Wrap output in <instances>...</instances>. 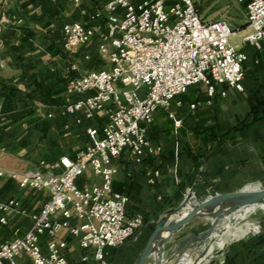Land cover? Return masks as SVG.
<instances>
[{"label":"crops","instance_id":"1","mask_svg":"<svg viewBox=\"0 0 264 264\" xmlns=\"http://www.w3.org/2000/svg\"><path fill=\"white\" fill-rule=\"evenodd\" d=\"M110 1L0 0V19L4 15L8 18L0 23V166L8 172L23 175L41 162H58L64 156L77 159L89 143L87 129L101 130L104 126V113L79 124L66 111L68 104L80 98L68 92L71 66L88 74L111 64L100 55L98 42L68 52L64 26L73 21L93 24L92 18ZM244 8L246 26L235 30L234 37L243 31L236 45L248 55L245 91L216 86L214 96H210L203 84L191 87L172 101L170 109L156 112L145 133L147 146L141 163L129 150L114 161L118 173L113 190L128 197V217L142 216L145 224L134 240L103 251L106 264H134L154 231L152 223L179 206L191 190L202 199L247 186L264 189V48L258 51L244 43L251 33ZM224 90L226 96L222 95ZM171 113L182 120L180 128H176ZM77 183L84 189L100 184L101 178L89 170ZM10 200H17L29 214H37L49 194L22 188L7 176L0 179V202ZM261 210L253 217L255 212L244 215L246 223L233 229L243 232L248 224L257 228L253 226L239 238L223 237L203 264H264ZM7 218V224L0 222V244L23 237L32 227L31 219L15 212ZM210 226L208 220L195 219L183 232L189 236ZM58 242L70 263L100 264L95 250L84 252L68 230H61ZM47 243L44 238L45 251ZM168 245L174 249L177 243ZM83 256H88L87 262L82 261ZM18 262L31 264L26 255Z\"/></svg>","mask_w":264,"mask_h":264},{"label":"built area","instance_id":"2","mask_svg":"<svg viewBox=\"0 0 264 264\" xmlns=\"http://www.w3.org/2000/svg\"><path fill=\"white\" fill-rule=\"evenodd\" d=\"M238 2L246 6L251 29L244 43L260 51L264 48V0ZM92 19L93 24L73 21L64 26L65 49L73 52L98 42L100 55L111 66L81 74L72 65L68 92L80 98L68 104L66 111L79 124L99 113L107 120L101 130L87 129L89 143L77 159L64 156L58 162H41L23 175L0 166V179L9 176L22 188L49 194L37 214L23 210L17 200L0 202L2 224H7L11 212L32 220L23 237L0 244V264H19L21 255L28 256L31 264H72L59 248L63 229L84 252L95 250L96 260L106 264L103 251L134 240L145 224L142 216L128 217V197L113 190L118 173L114 161L129 150L141 163L145 133L156 112L170 109L172 101L191 87L203 84L210 96L216 86L245 91L248 55L233 44L236 31L226 20L204 19L195 0H112ZM5 22L4 15L0 23ZM226 94L224 90L222 95ZM170 118L176 128L182 126L175 114ZM89 170L101 183L82 189L77 182ZM259 232L260 228L254 234ZM44 238L47 251L42 247ZM88 259L82 257L83 262Z\"/></svg>","mask_w":264,"mask_h":264},{"label":"water","instance_id":"3","mask_svg":"<svg viewBox=\"0 0 264 264\" xmlns=\"http://www.w3.org/2000/svg\"><path fill=\"white\" fill-rule=\"evenodd\" d=\"M263 207L262 188L247 186L239 191L218 192L202 199L191 190L179 206L164 212L152 223L154 231L134 264H148L150 260L153 264H203L228 230L240 223L242 214ZM195 219L210 221V228L186 236L183 231ZM171 241L177 243L174 249L168 245Z\"/></svg>","mask_w":264,"mask_h":264},{"label":"rangeland","instance_id":"4","mask_svg":"<svg viewBox=\"0 0 264 264\" xmlns=\"http://www.w3.org/2000/svg\"><path fill=\"white\" fill-rule=\"evenodd\" d=\"M195 2L201 15L206 20H226L236 31L246 26L245 8L238 2V0H195ZM242 32L243 31L241 30L237 32L238 35L236 37H232L231 40L233 44L240 42ZM254 212L255 213L251 215L252 217L255 214H260L262 210H257ZM195 256L196 255H193V258H195Z\"/></svg>","mask_w":264,"mask_h":264},{"label":"bare ground","instance_id":"5","mask_svg":"<svg viewBox=\"0 0 264 264\" xmlns=\"http://www.w3.org/2000/svg\"><path fill=\"white\" fill-rule=\"evenodd\" d=\"M250 187H251V186H250ZM252 187H253V186H252ZM253 188H257V187H253ZM261 209H264V207H263V208L256 209V210L246 211L244 214H242V215L240 216V219H239V220H240V221H239L240 223L237 224V225H235L234 227H231V228L228 230V232H227L223 237H225V236H229V237H232V238H239V237L242 236L243 233L249 231L253 226L257 228V226H255V225H246V226L244 227V231H243V232H242L241 230L233 229V228H235L236 226H238V225L244 223V221L242 220L244 215H247V214H249V213H252V212H254V211L261 210ZM241 222H242V223H241ZM258 230H259V229H257V231H258ZM223 237H222V238H223ZM215 248H216V247H215Z\"/></svg>","mask_w":264,"mask_h":264},{"label":"trees","instance_id":"6","mask_svg":"<svg viewBox=\"0 0 264 264\" xmlns=\"http://www.w3.org/2000/svg\"><path fill=\"white\" fill-rule=\"evenodd\" d=\"M245 6V5H244Z\"/></svg>","mask_w":264,"mask_h":264}]
</instances>
